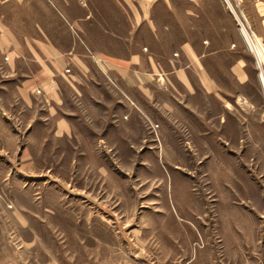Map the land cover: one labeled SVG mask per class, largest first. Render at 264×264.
Listing matches in <instances>:
<instances>
[{
  "label": "rangeland",
  "instance_id": "rangeland-1",
  "mask_svg": "<svg viewBox=\"0 0 264 264\" xmlns=\"http://www.w3.org/2000/svg\"><path fill=\"white\" fill-rule=\"evenodd\" d=\"M0 2L1 26L19 41L41 38L34 12L46 26L48 0ZM161 24L143 50L152 49V64L142 67H182L190 87L166 74L175 89L156 75L146 88L116 79L114 63L99 53L115 42L103 44L96 24L86 31L88 45L70 28L83 44L84 65L69 55L38 62L27 46L13 65L0 62V264H181L171 236L183 230L195 232L194 246L206 232L218 255L263 251L264 48L243 24L260 62L241 34L233 50L204 56L218 81L209 92L192 64L177 61L169 42L181 31L162 34ZM237 58L248 76L242 83L231 74ZM41 67L58 82L60 100L42 89ZM60 115L67 125L56 124ZM135 227L151 234L145 260L127 246Z\"/></svg>",
  "mask_w": 264,
  "mask_h": 264
},
{
  "label": "crops",
  "instance_id": "crops-1",
  "mask_svg": "<svg viewBox=\"0 0 264 264\" xmlns=\"http://www.w3.org/2000/svg\"><path fill=\"white\" fill-rule=\"evenodd\" d=\"M48 2L50 17L46 26L41 12L39 10L34 12L38 16V19L36 18L38 22L35 23L39 24L41 38L31 41L32 43L19 41L16 33L10 32L5 24L1 26L0 10V62L6 61L8 65H13L24 56V47L27 46L35 56L33 60L38 62L63 61L66 59L65 56L69 55L71 60L84 65L86 57L83 44L73 39L70 28L80 31L82 41L88 45L86 31L90 24H96L97 30L102 32L103 44L107 38L115 42V49L99 50V53L114 63L112 75L116 79L129 78L132 83L145 84L146 88L147 83L156 75L159 83L161 80L175 89L177 86L173 80L167 79L165 82L166 74V78L170 76L181 85L190 87L191 77L182 67L158 72H151L142 67L146 61L152 64V49L147 48L149 54L143 50L152 45L155 23L162 22V34L173 27L181 31L177 35L178 40L169 42L178 47L180 59L177 61L192 64L195 68L194 74L199 80L198 84L211 92L218 87V81L202 63L204 56L213 58L214 54L224 49L233 50L241 43L242 35L238 31L236 18L224 0H48ZM237 4L245 17L247 27L264 48V0H237ZM174 24L176 26H173ZM62 30H65L66 34L64 40L58 38ZM186 30H191L192 35L185 32ZM134 45L140 46L139 51L132 50ZM4 56L7 58L4 59ZM170 58L169 55L166 56L167 61L176 60ZM235 61L238 65L232 69L231 74L242 83L248 77L247 72L240 58ZM37 78L43 83L42 89L50 95L49 98L54 101L60 100L58 82L46 68H40ZM56 124L67 125L68 122L60 115L56 119ZM199 233L204 242L203 245L197 246H194L195 239L198 238L195 232L183 230L172 233L171 238H176L179 246L181 264H264V248L261 252L260 246L242 247L239 251L228 250L218 255L211 236L204 231ZM150 235V232L137 227L130 229L126 236L129 252L139 254L140 257L142 255L144 259L151 244Z\"/></svg>",
  "mask_w": 264,
  "mask_h": 264
},
{
  "label": "bare ground",
  "instance_id": "bare-ground-1",
  "mask_svg": "<svg viewBox=\"0 0 264 264\" xmlns=\"http://www.w3.org/2000/svg\"><path fill=\"white\" fill-rule=\"evenodd\" d=\"M240 32L241 34L244 36V40H246L247 42V46H249L255 53L256 55V59L257 62H260V53L258 51L257 46L255 45V43L253 42L252 38L250 37L248 31L246 30V28L243 26V24L240 25ZM258 77L261 81L262 87L264 89V71L260 68L258 71Z\"/></svg>",
  "mask_w": 264,
  "mask_h": 264
},
{
  "label": "built area",
  "instance_id": "built-area-1",
  "mask_svg": "<svg viewBox=\"0 0 264 264\" xmlns=\"http://www.w3.org/2000/svg\"><path fill=\"white\" fill-rule=\"evenodd\" d=\"M230 11L234 14L236 21L238 23L239 29L241 24H245L246 20L245 17L238 7L237 0H224ZM247 27V25H246ZM248 29V27H247ZM246 41V40H245ZM247 42V41H246Z\"/></svg>",
  "mask_w": 264,
  "mask_h": 264
}]
</instances>
